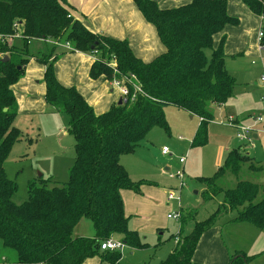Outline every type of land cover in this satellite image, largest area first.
<instances>
[{
	"label": "trees",
	"instance_id": "16d2710c",
	"mask_svg": "<svg viewBox=\"0 0 264 264\" xmlns=\"http://www.w3.org/2000/svg\"><path fill=\"white\" fill-rule=\"evenodd\" d=\"M133 1L165 46L163 53L148 62L134 54L127 39L95 33L74 18L66 0H0V240L16 255L6 262L83 264L98 256L100 264H118L119 251L101 249L103 241L116 235L131 248L146 247L147 242L129 225L121 191L140 193L141 186L150 182L134 181L121 157L134 152L153 127L168 128L164 107L169 105L200 117L192 144H204L207 125L213 119L211 105L225 104L235 93L238 81L226 67V35L216 46L214 43L215 35L226 25L240 23L229 13L228 0H191L172 8H162L156 0ZM241 1L262 18L260 43L264 46V0ZM62 38L61 43H70V51L96 54L91 78L122 79L129 97L96 114L75 86H65L57 79L55 61L65 53L59 52L60 46L54 44L50 54L37 56L45 66L48 108L70 116L76 156L67 181L45 179L41 174L38 181L29 182L28 197L18 204L13 199L16 182L7 176L4 166L22 135L15 125L19 104L13 86L32 58L30 40L59 42ZM19 39L21 47L15 44ZM6 55L9 59L3 61ZM228 153L212 177L202 178L206 186L203 197L213 200L223 192L224 209L235 214L231 222L264 229V182L238 178L245 165L257 172L262 165H254L240 148ZM229 175L236 177V185L223 189ZM219 207L207 218L195 220L192 230L159 264H196L193 256L203 233L222 217ZM84 217L94 225L92 237L74 236ZM242 254L232 253L230 264H246L249 257Z\"/></svg>",
	"mask_w": 264,
	"mask_h": 264
},
{
	"label": "rangeland",
	"instance_id": "374dc122",
	"mask_svg": "<svg viewBox=\"0 0 264 264\" xmlns=\"http://www.w3.org/2000/svg\"><path fill=\"white\" fill-rule=\"evenodd\" d=\"M238 25H242L241 21ZM247 28L246 26L242 36L226 35L225 46L230 50L227 52V68L239 83L235 96L226 102V107L232 109L234 115H227L225 111L214 108L215 119L207 125V141L202 145H193L192 141L200 124L197 115L191 118L177 107L166 106L164 114L168 128L153 127L134 152L122 156L123 161L129 160L127 171L130 176L135 181L149 180L158 183L165 191L166 200H162L161 205L155 209V224L158 223V227L153 226L141 233L138 231L148 245L144 248H131L125 244L119 251L121 259L118 264H159L173 251L177 242L192 230L195 220L207 218L220 205V215H223L221 224L225 226L223 239L232 252L242 248L254 253L264 248V230L248 223L231 225L235 214L224 209V193L214 200L203 197L205 187L202 178L212 177L224 164L228 152L234 148H248L247 152L256 161H253L254 165H262L259 172L245 165L238 178L257 183L264 181V147L261 144L264 132L257 133L258 139L254 137L256 133L251 135V141L240 139L237 128L229 123L232 117L242 125L256 124L258 128L264 129V86L259 83L264 73V46L258 39L259 27H256L255 35L254 29L248 35ZM13 39L9 38V41ZM64 39L59 42H64ZM21 42L19 39L15 44L21 47ZM42 48L46 50V43L37 39L30 40L28 49L31 54L40 55ZM224 50L226 51L225 47ZM231 52L239 56L233 58ZM90 55L96 56L94 53ZM26 77L25 73L14 85L19 101L15 125L22 132L21 139L14 144L4 164L7 176L16 182L13 199L18 204L27 199L29 182L38 181L41 174L45 179L67 181L76 156L75 138L70 133V116L53 112L48 106H44L43 112H34L37 109L32 106L36 107L37 104L31 102V99L42 100L44 77L29 80ZM38 80L40 83H35ZM252 114L262 116V121L256 123ZM163 147L169 150L164 156L161 155ZM228 177L224 180L223 189L236 185V177ZM48 186H52V183ZM169 192L180 198V205L177 200H168ZM178 210L181 211V222L168 217V213ZM73 233L74 236H94V225L89 218H81ZM114 240L122 241L120 235H116ZM3 255L10 262L16 257L15 252L4 248L0 240V259ZM247 264H264V251Z\"/></svg>",
	"mask_w": 264,
	"mask_h": 264
},
{
	"label": "crops",
	"instance_id": "0c3cea01",
	"mask_svg": "<svg viewBox=\"0 0 264 264\" xmlns=\"http://www.w3.org/2000/svg\"><path fill=\"white\" fill-rule=\"evenodd\" d=\"M190 1L191 0H156V2L162 8L177 7ZM66 2L70 13L74 18L80 20L85 26L95 33L106 35L112 38L127 39L134 54L144 61H151L153 58L165 51V46L161 42L155 27L146 21L133 0H66ZM228 11L231 15L239 17L242 25H226L223 31L215 35V46L219 43L220 39L224 35H244L246 26L248 27L247 30L249 29L248 35L252 29H254L255 35L257 26L259 29L261 28L262 18L253 14L242 3L241 0H228ZM37 40L46 43V50L42 48L43 51L40 50V55L42 53H48L56 42L44 39ZM225 48V54L227 55V52L230 50L227 45ZM60 49L61 50H59V52L65 51V53L60 54L57 57L55 61V73L61 84L65 86H75L87 100V102L93 107L96 114L105 113L111 108L113 104H118L121 98L120 87L114 85L103 76L93 79L89 75L91 64L96 59L95 56H91L90 54L81 51H70L61 46ZM234 53L235 52H231L230 54L233 58H237L239 54L237 55ZM37 56L39 55L32 54V58L26 65L27 69L25 73L27 74V80L33 77H44L45 66L38 61ZM227 58L228 55L226 56V60ZM39 81L40 80L35 83H40ZM259 83L261 85L260 79ZM15 86H13V89ZM238 86L235 89V93ZM41 88L43 97L42 100L37 101L33 99V97L31 99V102H33L35 105L37 104L36 107L34 105L32 106L34 109H37L34 112H43L44 106H48L44 99L46 91L45 83ZM235 93L232 97L235 96ZM225 107L226 103L217 105L212 104L210 110L213 113L214 108H219L222 111H225L227 115H234L232 109ZM183 111L188 113L191 118L196 116L186 110ZM253 115L255 114H252V116ZM198 118L200 123V117ZM214 119L215 114L213 113L212 120ZM235 121L238 122L237 119H235ZM254 137L255 139H258L259 134L256 133ZM261 139V144L264 147V136ZM240 149H242L243 152L251 157L250 153L247 152L248 148L246 150L243 148ZM167 154H163L161 150V155L164 156ZM252 160L255 161L254 159ZM121 161L128 170L129 160L123 161V157H121ZM166 170H168L167 167ZM228 178L229 177L227 176L226 180ZM149 182L150 184L147 183L141 186L140 193H136L129 189H123L121 191L124 201L125 214L130 217V227L136 231H139L140 233L147 231L149 228H153V226L155 228L158 227V223L155 224L157 221V217L154 215L155 209L161 205L162 200L163 202L166 200L164 189H161L158 186V183L153 181ZM204 187L206 190L205 184ZM222 193L223 192H221V194ZM219 195H217L215 198H217ZM237 223L243 222H231V225L236 226ZM224 227L225 226H222L221 224L220 218L212 228L203 233L193 256V261L196 264H230V255L236 252H240V255H243L242 253H244L249 257L248 261L251 262L254 256L261 255V253H263L264 248L254 253H249L242 248H237L234 250V252H232L223 239ZM79 235L86 236V234ZM4 259H7L5 255L2 256L0 262H3ZM83 264H100V258L98 256L89 258Z\"/></svg>",
	"mask_w": 264,
	"mask_h": 264
},
{
	"label": "built area",
	"instance_id": "2783aa9c",
	"mask_svg": "<svg viewBox=\"0 0 264 264\" xmlns=\"http://www.w3.org/2000/svg\"><path fill=\"white\" fill-rule=\"evenodd\" d=\"M262 37H263V30L260 29V31L258 33L259 41H261ZM54 44L57 46L64 47L67 50H71V45L68 42L67 43H61V42L56 41ZM260 80H261V85L264 86V73L261 76ZM111 83L120 87L122 100H123V98L126 99L129 97V90H128L125 82L122 79H115ZM133 85H134V88L136 91L140 90V88L138 87L137 84L133 83ZM253 117H254L256 123L261 122L263 119L262 116H253ZM229 123L234 125L237 128V132H238L237 134H238V137L240 139H245V140L250 141L252 134L264 132V129L258 128L256 124H254L252 126H245V125L240 124L239 122H236L235 119H233L232 117L229 119ZM168 151L169 150L167 147L162 148L163 154H167ZM168 200H177L179 202V205H180V198L173 192L168 193ZM168 217L175 219V220H181V211L180 210H178L176 212L172 211V213L168 214ZM124 247H125V243L123 241H117V240H114V238H109V239H107L101 243V249H103V250L121 251ZM2 264H11V263L6 262V260L4 259Z\"/></svg>",
	"mask_w": 264,
	"mask_h": 264
},
{
	"label": "water",
	"instance_id": "95a60500",
	"mask_svg": "<svg viewBox=\"0 0 264 264\" xmlns=\"http://www.w3.org/2000/svg\"><path fill=\"white\" fill-rule=\"evenodd\" d=\"M9 59V57L6 55L4 58H3V61H7ZM122 103V98H120L118 104H121ZM247 264V262H246Z\"/></svg>",
	"mask_w": 264,
	"mask_h": 264
}]
</instances>
